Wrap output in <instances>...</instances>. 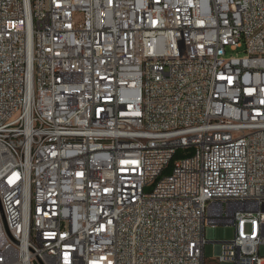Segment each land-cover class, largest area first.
<instances>
[{"label":"built area","instance_id":"1","mask_svg":"<svg viewBox=\"0 0 264 264\" xmlns=\"http://www.w3.org/2000/svg\"><path fill=\"white\" fill-rule=\"evenodd\" d=\"M263 244L264 0H0V264Z\"/></svg>","mask_w":264,"mask_h":264},{"label":"rangeland","instance_id":"2","mask_svg":"<svg viewBox=\"0 0 264 264\" xmlns=\"http://www.w3.org/2000/svg\"><path fill=\"white\" fill-rule=\"evenodd\" d=\"M240 50L239 52H241ZM235 55V52L228 51V55ZM242 55V53H240ZM234 236V228L229 226H208L206 228V239L209 241L205 247V257L207 259H213L216 252V245L213 242L225 241L232 239ZM260 256L264 258V244L260 247Z\"/></svg>","mask_w":264,"mask_h":264},{"label":"trees","instance_id":"3","mask_svg":"<svg viewBox=\"0 0 264 264\" xmlns=\"http://www.w3.org/2000/svg\"><path fill=\"white\" fill-rule=\"evenodd\" d=\"M183 155H182V152H179L177 155H176V157H175V159H178V158H180V157H182ZM170 167H169V169L167 170V172H169L170 171Z\"/></svg>","mask_w":264,"mask_h":264}]
</instances>
